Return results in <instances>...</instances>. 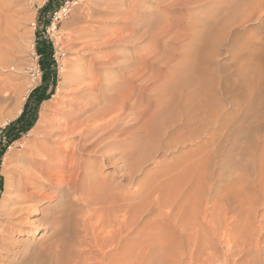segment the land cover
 Segmentation results:
<instances>
[{
    "label": "bare ground",
    "instance_id": "1",
    "mask_svg": "<svg viewBox=\"0 0 264 264\" xmlns=\"http://www.w3.org/2000/svg\"><path fill=\"white\" fill-rule=\"evenodd\" d=\"M167 1L168 0H165L164 2ZM207 5L210 7H207L208 11L206 14L201 17H193L195 20L194 23L185 24L181 22L178 25V18H185L188 16L189 13L185 15L187 9H196ZM17 6H20V1L18 0L17 2L12 0H0V65L8 63L4 58H7L9 54L8 51L10 52L13 49L12 47L9 48V45L6 44L5 34L10 33L11 25L9 22L11 19H14V17L11 18L12 15L14 16L13 13L11 15V11L13 8L15 11ZM166 7L171 11V18L168 17L169 23L156 30H154L156 24L141 23L135 19L136 15L132 14L131 18H133V20L131 23L126 24V30H118L119 32L117 33L114 31V33L107 34V39L102 40V37L93 35L89 37L75 36L71 39L69 38L68 51H70L71 55H81L84 61L86 58L87 59L85 62L79 63L75 61L72 64L74 71H72V74H69V81H66L67 83L65 85L59 86L56 94H52V97L44 104L40 119L34 127V129L39 128L42 122V142L33 145L34 141L31 147H28V149L26 148L27 150L25 152L23 151L21 166L18 167L15 172L16 180L14 183L12 180L7 181L6 188L8 191L11 190L10 188L12 186L15 190L14 192H7L4 200L0 204V210L1 213H6L9 204L13 205L14 208L11 210L10 214L11 222L4 227V235L2 234L3 236L0 239V257L9 255L13 249L14 244L12 242L13 240H11L13 234H31L33 238H36L40 234L37 230H29L30 227L27 221L30 220L31 216L36 217L37 222L40 224L43 221L46 225L53 227L59 219V215L64 211L62 207L64 202H66L65 199L67 195H79L91 189L93 185L99 186L101 184L98 178L91 175L87 177L86 182H82L84 180V178L81 177L82 173L91 167L89 163L91 159L101 158L105 160L120 155L118 163L120 165L123 164L121 166V170L125 172L123 178L132 180L135 174L141 172L142 166L153 160L161 151L169 150L172 147L178 148V150L184 147L186 148L189 141L188 135H190L188 134L189 129L194 128L193 131L197 132L200 127L204 129L206 123L216 118L221 97V85L219 83L220 70L217 60L224 54L226 57L229 56L234 58L248 53L249 44L257 38V34L250 33L246 28L250 23L258 19L264 28V19H262L264 13V0H170ZM16 13L17 12H15V14ZM137 31H142V34L137 38L142 39L145 37V40L151 37L150 34L154 32V37H151V44L154 45V49L150 51L151 55L148 54L143 60L144 66L123 65L122 67L124 69H128V71L125 72L123 80L114 83H106L104 81L106 79V72L108 70L117 69V65L115 64L118 57L115 54H110L98 60L95 55L96 52H99V49H109L117 44L128 42V38H136L135 36L137 35L135 34ZM78 33L77 35H79ZM9 35L13 34L10 33ZM235 36H240L239 38L243 42V47L240 51L224 47V44L232 42ZM77 41H80V44H77ZM92 48L96 49L94 50ZM89 49L94 51L93 56V53L90 54L92 57H88L89 53H86ZM159 63H162L163 66ZM75 69L79 71L75 72ZM120 70L121 68L119 70L117 69L113 77L120 74ZM0 83L2 86L6 85V82ZM62 91L64 98L67 99L61 100V104L53 111L50 110V102L58 95L60 96ZM50 111H52V116L51 118L48 117V119L47 112ZM174 126V130L178 133L176 139H173V135L171 134V128ZM195 138H199V136ZM195 140L197 141V139ZM106 150H110L107 152L111 154L106 156ZM188 160V155L182 153L177 165L173 163L165 164L162 170L150 176V180L146 184L147 187L145 186L147 191L144 189L146 191V196H142L146 203L141 205L143 201L141 200L140 204L143 206V215L139 213L140 210L136 211L141 215L138 216L141 217L139 218L144 223L143 227H141L143 230L140 228L141 231H138L137 228H133V225H136L135 221H130L133 222L132 225L127 226L128 217L121 220V218L117 216L118 213H122L121 211L124 212L126 210L115 203L120 195L116 194L114 191L111 192V198L113 200L111 201L109 197H107L106 200L111 201L114 206H111V202L109 203L108 201L106 203L110 206H107V208L105 207V209L109 211V209L112 210L110 207L115 208L116 206L117 209H113V213L111 214L112 217L104 216L107 220L104 219V217L102 218V215H99L100 219L95 217V220L97 219L99 221L96 220L97 222H94V232L91 236L90 232L92 230H88L89 225L87 226V222H83V228L81 227L82 232L80 231V235L76 234L77 237L73 240L74 248L79 249V253H76L77 258L75 257L73 260L74 264L79 263L80 259L89 262L92 260V264H94L93 261L96 256L92 257L91 254L96 251L101 253L102 259H106L108 256L107 252H105L106 247L119 249L121 244H123V239H127L124 236L126 233H139L147 230L148 232L144 238L142 237L143 239L141 238V244L138 245V248L141 246L143 249L141 251L147 253V255L144 254L143 257H145L146 260L148 259L150 264H162L169 259L168 254L170 252H172V254L175 252V254L178 253V255H180L179 251L183 248L182 244L185 247L192 244L190 247L188 246L187 249L192 250L195 247V250L200 252V249L204 247L201 248L203 238L204 242L206 241L205 237H202L204 231L200 230V232H203L199 233L198 227L201 228L202 223L207 219L206 206H208V203L207 201V204L205 203L206 199L204 200V204L201 203V197L205 194L203 183L201 184L202 186H198L200 191L194 194L191 193ZM197 167L200 168L201 166ZM55 171L60 179H52V174ZM237 175L239 174L236 173V176ZM138 176H140V174ZM240 176L241 175H239V177ZM243 182L240 185H236V182H234L236 187L229 191L231 198L235 197L239 201L243 198L242 196H240L242 197L241 199L237 197L241 195L240 193H243V190L246 188ZM262 183H264V181H262ZM98 190L96 191L100 192V190ZM112 190H109V193ZM11 193L14 196L13 200L12 197L9 196ZM104 194L106 193L104 192ZM104 194L102 195L101 193L102 196H100V193H98V199L103 198V196L105 198V196L108 195ZM221 197V194L219 196L218 191H216L215 195L212 197L213 199L211 198L212 202L210 201L211 203L209 204V207H211L210 209L213 211V217L207 220L208 223L212 220L210 222L212 223V226H210L212 228L210 230L213 232L211 242L213 239L215 240L217 234H219L217 233V229L220 227L219 225L217 226L216 222L218 217L219 220L221 219L220 214L225 212L227 206L224 204L226 201H222ZM118 202H120V200H118ZM195 202L197 206L193 207L191 203L194 204ZM241 202L243 201L241 200ZM241 202L237 201V203H239L238 205H240ZM89 203L90 201L87 203V206ZM141 206L139 208H141ZM252 206L253 205H251V207ZM136 207L134 208L136 209ZM189 209L190 212H192L191 209H196V211L194 210L196 212L195 217L190 214L193 219L195 218L194 220L191 218L192 222L189 218ZM250 212L251 210L248 211V213ZM131 213L132 212H129V215H131ZM105 214L107 213L105 212ZM253 214L251 213V215ZM89 218L88 220H90ZM250 222L252 221L250 220ZM35 223L36 222H32L31 224ZM253 224L254 222H252V225ZM92 225L93 224H91V226ZM209 234L212 235V233ZM91 237H93V239ZM192 238L194 239L193 241ZM247 239L250 240L249 238ZM24 240L26 241V239ZM248 240L247 244H249ZM244 242H246V239ZM237 244H240V242L236 243V245ZM258 247L259 246L255 248V251L259 249ZM184 248L181 252L184 251ZM133 249H135V247ZM26 250L28 252V247ZM214 251L215 250H213V253ZM201 252L205 251L202 250ZM172 254L170 253V259L174 260ZM247 255L249 254L247 253ZM212 256L213 259L214 257H219L217 255ZM123 257L124 256H122L121 259H123ZM195 257H197V255ZM116 258L118 260V257ZM129 258L126 259L131 262L132 259L130 260ZM244 258L247 257L244 256L243 259ZM134 259L136 260V258ZM139 260H141V258ZM148 261H144V263ZM194 261L196 262L197 260H195L191 254L187 262L192 263ZM121 262L120 260L118 261V263ZM135 262L138 264V257ZM95 264H97V262ZM109 264L112 263L110 262ZM125 264L127 263L125 262Z\"/></svg>",
    "mask_w": 264,
    "mask_h": 264
},
{
    "label": "rangeland",
    "instance_id": "2",
    "mask_svg": "<svg viewBox=\"0 0 264 264\" xmlns=\"http://www.w3.org/2000/svg\"><path fill=\"white\" fill-rule=\"evenodd\" d=\"M12 1L17 2V0ZM18 1H20V6H17L15 11L13 8L11 15L13 13L14 16L12 15L11 18L14 17V19H11L9 22L11 25L9 32L13 35H9L10 33L5 34V39L7 41L6 44L9 45V48L12 47L13 49L10 52L8 51L9 54L7 55V58H4L8 63L0 65V82H6V85H3L4 87L0 83V204L4 200L7 192H14L15 190L12 186L10 188L11 190L8 191L6 188L7 181L12 180L14 183L16 180L15 172L17 168L21 166V157L23 153L28 149V147L32 146L34 141L33 145L35 143L42 142V122L39 128L34 129V127L40 119L44 104L52 97V94H56L59 86H63L67 83L66 81H69V74H72V71H74L72 64L75 61L79 63L84 61L81 55H71L70 51H68V41L75 36L89 37L91 35L102 37V40L107 39V34L114 33V31L117 33L124 30L126 28V24L131 23L133 20V18H131L132 14L136 15L135 19L141 23L156 24L154 26V30L159 29L164 25H168V17L171 18V11L166 7L170 0L167 2H164L165 0H55L47 11H43V8L49 0ZM207 7L210 6L207 5L196 9H187L185 11V15L186 13H189L188 16L185 18H178V25L181 22H184L185 24L194 23L195 20L193 17L204 16L208 11ZM15 12L18 14H15ZM262 19H264V13L262 15ZM246 30L250 33L257 34V38L250 42L248 53L234 58L229 56L226 57L224 54L218 58L217 61L220 70L219 83L221 85V97L219 100L220 106H218V112L216 113L217 116L213 121L206 123L204 129H201L200 127L199 130H197L199 133L194 132V128L188 130V134L191 136L188 135L189 141L186 148L184 147L178 150V148L172 147L169 150L161 151L153 160H151L152 162L149 161L143 165L141 172L139 173L140 176H138L139 174H135V177L132 180L123 178V174L125 173L121 170V166L123 164L120 165L118 163L120 155L115 158L105 160H102L101 158L91 159L89 162L91 167L87 171H84L85 173H82L81 177L84 178L82 182H86L87 177L91 175L98 178L101 184L99 186L93 185L91 188L92 190L89 189L79 195H67L65 199L66 202H64V205L62 204V209L64 211L61 215H59V219L53 227L46 225L43 221L40 224L37 222L36 217L31 216L30 220L27 221L30 227L29 230H37L40 234L36 238H33L31 234H13L11 236V240H13L12 242L14 247L9 255L0 257V264H74L73 260L77 256L76 253H79V249L74 248L73 240L77 237V235H80V231L82 232L84 221L87 222V226L89 225L88 230H92L91 232L89 231L91 236L94 232L93 226L97 221H99L97 219L96 221L95 217H98V219H100L99 215H102V218L104 216L112 217L111 214L113 213V209H117V206L115 208L110 207L112 210L109 209V211L108 209H105V207L107 208V206L110 205L114 206L111 202L113 200L111 198V192L113 191L120 195L118 196V199H116L117 202L115 203H117L118 206H122V209L126 210L124 212L121 211L122 213H118L117 216L121 218V220L128 217L127 226L132 225L133 222L130 221H135L136 225H133L134 227H132L141 231V227L144 225L143 221L140 219V214L143 213V206L141 205L146 203L144 202L143 195L146 196V184L150 180V176L162 170L165 164L173 163L177 165L182 153L188 155L189 159V184L191 186V193L194 194L195 192L200 191L199 187L202 186L201 184L203 183L205 194L202 193V202L201 200L200 202L204 204V200L206 199L205 203L206 201L208 203H206L208 205L206 206L207 209L205 208L207 210V219L204 220V225L202 223L201 228L198 227V230L199 233L204 231V233H202L204 234L202 237H205V241L207 243L204 242L203 238L201 248L203 246L204 247L200 250H204L205 252H199L198 250H195V247L192 250H189L187 247H190L192 244H187L188 246L186 247L182 244L183 248L185 247L184 251L181 252L183 248L180 249V255H178V253L175 254L174 251L178 252L177 250L173 251L174 254L170 252L174 260L170 259L169 253V259L164 261L162 264H259V262L260 264H263L264 183H262V181H264V28L258 19L250 23ZM76 32L79 35H77ZM141 32L142 31L136 32L135 35L137 36L133 39L137 40H133L132 38L131 40L128 38L130 42L128 41L122 44H117L109 49H99L100 51L98 50L99 52H96L95 55L98 60H100L103 56L110 54H115L118 57L115 65H117L116 67L118 70L121 68L119 72L120 74L113 77L115 76L117 69L108 70L106 72V79L104 80L106 83H114L123 80L125 72L128 71V69H124L122 67L123 65H138L137 67H140L139 65L144 66L143 60L148 54L151 55L150 51L154 49V45L151 44V37H154V32L150 34L151 37L146 40L145 37L142 39L137 38L142 34ZM239 37L240 36H235L234 40L232 42L225 43L224 47L240 51L243 47V42ZM80 41H77L76 43L80 44ZM92 49L95 50L96 48ZM92 49H89L86 52L89 53L88 57H92L94 55V51ZM90 54H92V56ZM159 64L163 66L162 63ZM77 71L79 70L75 69V72ZM36 89L39 91H37V94L33 97V99H30L31 93ZM41 94L49 99L44 100L37 107V110L36 108L33 110V108L37 105V98ZM65 99L67 98H64L62 91L60 96L58 95L50 102V110L53 111L61 104V100ZM27 103L29 104L24 121L12 128L11 125L19 119L21 114L24 112ZM52 111L47 112V118H51ZM32 121L33 125L31 129L28 132H24L26 126H28V124ZM174 128L175 126L171 128V134L173 135V139H176L178 133L174 130ZM196 136H199V138H195ZM195 139H197L199 143ZM107 151L110 150H106V156L111 154ZM197 166H201L202 168ZM236 173L241 176H236ZM56 174V171L53 172V180L60 179L59 175ZM237 178L240 179L238 180ZM234 182H236V185H240L242 182L245 183L246 188L243 190V193L241 192V195L237 196L238 199L243 197L241 199L243 202H241V200H237L235 197L231 198L229 194V191L236 187ZM97 188L100 192L96 191L98 190ZM109 188H112L113 190ZM109 190L112 191L109 193ZM216 191H218L219 196L221 194V200L224 202L226 201L224 204L227 206L225 212L220 214L221 221L218 217L216 222L217 226L219 225L220 227L218 228L219 231L217 229V233L220 235L216 233L217 238L214 237L215 240L213 239L211 242L213 232L210 230L212 228L210 227L212 226V223L210 222L212 220L209 219V223L207 220L208 218L213 217V211L210 209L211 207H209V204L212 202L211 198L215 195ZM104 192L106 194H104ZM98 193H100V196L103 194L108 195L105 196V198L103 196L104 199L100 197L102 199L101 202V199H98ZM9 196L12 197L13 200V194L11 193ZM107 197L111 200H108L109 203L111 202L110 205L106 203L108 202L106 200ZM118 200H120V202H118ZM141 200H143L142 204ZM236 200L241 202L240 205H238L239 203H237ZM89 201L90 203L87 206ZM192 203L191 205H193V207L197 206L196 202L194 203L196 205ZM236 203L238 208L235 206ZM139 205L141 208H139ZM251 205L253 206L251 207ZM134 207H136V209ZM13 208L14 206L9 204L7 209L8 211H6V213H1L0 210V239L4 235V227L9 225L8 223L11 222L10 214ZM196 209L194 210L196 211ZM139 210L140 214L136 212ZM194 210L191 209L192 212H190L189 209L190 221L192 218L190 214L193 215V217L196 215ZM249 210H251L250 213H248ZM105 212L107 214H105ZM129 212H132L131 215H129ZM251 213L254 214L251 215ZM88 218L90 220L92 218V223L88 220ZM104 219L106 218L104 217ZM250 220L254 222L253 225ZM32 222L36 223L31 224ZM91 224L93 225L91 226ZM200 230L203 231L200 232ZM147 232L148 230L139 233H126L124 236L127 239H123V244H121L119 249H114L112 247L105 248V252H107L108 255L106 259H102L101 253L98 251L91 254L92 257L96 256L93 261L94 264L96 262L97 264H109L110 262L112 264H122L123 262V264H125V262L127 264H137V262H135L137 261V257L138 264H150L148 259L146 260L145 257H143L144 254L147 255V253L141 251L143 250L141 246L138 248V245L141 244L140 240L144 238ZM209 233H212V235ZM91 238L93 239V237ZM193 238L192 241L194 240ZM24 239H26L27 242ZM238 239L240 244L236 245V243H239ZM245 239L246 242H244ZM247 240L249 241L248 243L250 244V247L249 244H247ZM253 243H258L259 245L255 244V246ZM26 246L29 249L28 252L26 250ZM257 246H259V249H256L257 251H255ZM134 247L135 249H133ZM213 250H215L214 253ZM209 252L212 254L210 255ZM247 253L249 255H247ZM191 254L195 260H197V263L195 261L192 263L187 262ZM196 255L197 257H195ZM212 255H217L219 257H214L213 259ZM120 256H124V260L121 259ZM244 256L247 258L243 259ZM116 257H118V260ZM139 257L141 260H139ZM126 258H129L130 260L132 259L133 262H129ZM134 258H136V260ZM119 260L122 262L118 263ZM144 261L148 262L144 263ZM80 262L76 264H92V260L89 262L80 259Z\"/></svg>",
    "mask_w": 264,
    "mask_h": 264
},
{
    "label": "trees",
    "instance_id": "3",
    "mask_svg": "<svg viewBox=\"0 0 264 264\" xmlns=\"http://www.w3.org/2000/svg\"><path fill=\"white\" fill-rule=\"evenodd\" d=\"M55 2V0H49V2L44 6V8H43V11H47L48 9H49V7H51L52 6V4ZM37 91H39L38 89H36L35 91H33L32 93H31V95H30V99L32 98L33 99V97L37 94ZM46 99H49V98H46L45 96H42V94L37 98V105L33 108V110L36 108V110H37V107L44 101V100H46ZM28 104L29 103H27L26 104V106H25V110H24V112L21 114V116L19 117V119L18 120H16V122H14L12 125H11V127L13 128V127H16L17 125H19V123H21V122H23L24 121V118H25V115H26V110H27V108H28ZM31 110V109H30ZM32 125H33V121L31 122V123H29L28 124V126H26V129L24 130V132H28L30 129H31V127H32Z\"/></svg>",
    "mask_w": 264,
    "mask_h": 264
}]
</instances>
